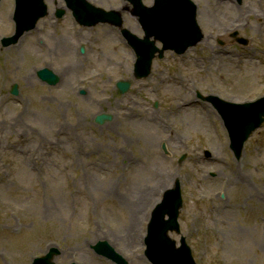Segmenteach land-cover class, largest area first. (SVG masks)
<instances>
[{
  "label": "rangeland",
  "instance_id": "1",
  "mask_svg": "<svg viewBox=\"0 0 264 264\" xmlns=\"http://www.w3.org/2000/svg\"><path fill=\"white\" fill-rule=\"evenodd\" d=\"M192 1L202 40L182 56L154 55L135 79L138 55L121 29L81 27L69 10L57 19L63 0H44L34 30L3 48L14 0H0V264L48 254L50 264H116L93 251L98 243L127 264H149L146 226L176 182L180 234L169 236L184 237L197 264H264V123L237 159L206 100L264 95V0ZM120 14L142 38L134 16ZM42 69L55 86L42 83ZM120 81L130 83L124 94Z\"/></svg>",
  "mask_w": 264,
  "mask_h": 264
},
{
  "label": "water",
  "instance_id": "2",
  "mask_svg": "<svg viewBox=\"0 0 264 264\" xmlns=\"http://www.w3.org/2000/svg\"><path fill=\"white\" fill-rule=\"evenodd\" d=\"M130 1L134 3L137 14L147 13L148 16L147 20L143 23L146 32L144 40H139L128 31H124L130 46L135 48L138 55L135 64L136 78L146 77L149 74L151 59L154 52L157 51L154 47V42L149 41L151 36H154L163 43V49L159 50L161 55L167 49H172L179 53L184 52L186 48L193 46L201 40L202 35L195 19L196 8L189 0H173V2L158 0L155 7L150 9L141 7L140 0ZM79 2L82 6L86 7L87 11L92 14V17L101 16L100 20L106 19L108 21L117 19L118 22L116 24L121 25L119 14L115 12L105 13L88 6L84 0H79ZM182 7L188 9L186 11L189 17L185 25L184 22L180 21V17L174 14V12L177 13ZM44 14L45 7L42 0H16L14 14L16 34L9 39H4L2 41L3 45L8 46L15 43L23 32L33 28L36 21ZM184 31L186 32L184 33ZM39 75L44 79L48 78L53 81L52 75L47 71H42ZM116 86L118 91L124 94L128 90L130 83L118 82ZM11 93L13 95L18 94L15 87ZM207 100L213 104L221 115L228 131L230 148L235 156L239 158L244 142L253 131L260 127L264 120V98L254 103L245 104L228 103L216 97H209ZM104 118L98 117L96 122L102 123ZM180 208V186L179 182H176L174 189L165 192L162 202L152 212L151 220L147 226L145 256L151 264H193L190 250L185 245L184 239H181V247L176 248L175 242L167 236L168 231L179 232L177 218ZM165 216L168 217L167 220H165ZM93 249L97 254L103 255L117 264H127L106 244L98 243ZM50 259L51 255L48 254L44 258L34 260L33 264H50Z\"/></svg>",
  "mask_w": 264,
  "mask_h": 264
},
{
  "label": "bare ground",
  "instance_id": "3",
  "mask_svg": "<svg viewBox=\"0 0 264 264\" xmlns=\"http://www.w3.org/2000/svg\"><path fill=\"white\" fill-rule=\"evenodd\" d=\"M140 203H141V202H140ZM139 205H140V204L136 205L135 207L133 206V209L131 210V214H130L131 217H135V216H137V214H138V209H139ZM131 206H132V205H131Z\"/></svg>",
  "mask_w": 264,
  "mask_h": 264
},
{
  "label": "flooded vegetation",
  "instance_id": "4",
  "mask_svg": "<svg viewBox=\"0 0 264 264\" xmlns=\"http://www.w3.org/2000/svg\"><path fill=\"white\" fill-rule=\"evenodd\" d=\"M123 1H124V0H123ZM124 7H125V8H123V10H127V9H126V5H125ZM33 30H34V29H33ZM57 83H58V82H57Z\"/></svg>",
  "mask_w": 264,
  "mask_h": 264
}]
</instances>
